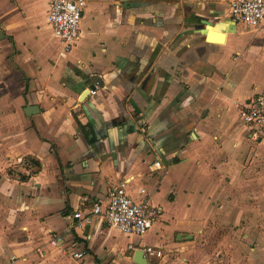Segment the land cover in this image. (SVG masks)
I'll return each mask as SVG.
<instances>
[{"label":"crops","instance_id":"0c3cea01","mask_svg":"<svg viewBox=\"0 0 264 264\" xmlns=\"http://www.w3.org/2000/svg\"><path fill=\"white\" fill-rule=\"evenodd\" d=\"M230 1L85 0L65 49L46 0H0V264H264V129L239 117L264 21ZM122 182L157 209L144 235L71 223Z\"/></svg>","mask_w":264,"mask_h":264},{"label":"built area","instance_id":"2783aa9c","mask_svg":"<svg viewBox=\"0 0 264 264\" xmlns=\"http://www.w3.org/2000/svg\"><path fill=\"white\" fill-rule=\"evenodd\" d=\"M47 22L54 36L68 49L79 35V24L83 14L85 0H46ZM228 13L234 23H243L249 27H259L264 21V0H231ZM95 86L89 88L94 93ZM239 117L245 125L253 129L252 135H258L264 129V92L247 99L239 110ZM154 165L161 168L159 161ZM144 190L142 189L141 192ZM157 209L149 205L146 199L135 200L129 196L124 182L111 187L106 202L94 201L84 211H76L72 221L89 223L99 217L109 226L118 228L126 234L144 235L157 217ZM60 236L53 235L48 243L57 246ZM144 253L160 256L161 251L154 246H145ZM75 258L81 252L73 253Z\"/></svg>","mask_w":264,"mask_h":264},{"label":"water","instance_id":"95a60500","mask_svg":"<svg viewBox=\"0 0 264 264\" xmlns=\"http://www.w3.org/2000/svg\"><path fill=\"white\" fill-rule=\"evenodd\" d=\"M90 88H93V86H91ZM89 92V89L85 90L82 94H81V99H83ZM33 107H30V109L25 110V113L30 114L33 113L32 110ZM134 261L137 264H147L146 258L143 256V251L141 249H138L135 251L134 254Z\"/></svg>","mask_w":264,"mask_h":264},{"label":"trees","instance_id":"16d2710c","mask_svg":"<svg viewBox=\"0 0 264 264\" xmlns=\"http://www.w3.org/2000/svg\"><path fill=\"white\" fill-rule=\"evenodd\" d=\"M79 126H80V129L82 130V131H84L85 132V134H87V136H88V138H89V141L90 142H92L93 141V137H92V128L91 127H88V129H84V127L79 123ZM28 165H29V167H31V162H28ZM34 165V164H33Z\"/></svg>","mask_w":264,"mask_h":264}]
</instances>
